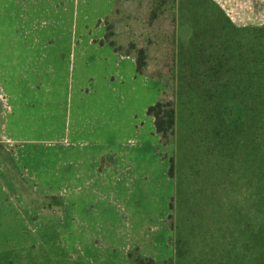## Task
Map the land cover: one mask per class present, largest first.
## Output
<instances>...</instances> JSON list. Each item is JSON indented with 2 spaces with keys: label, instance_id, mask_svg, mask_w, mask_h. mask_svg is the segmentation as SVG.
<instances>
[{
  "label": "rangeland",
  "instance_id": "1",
  "mask_svg": "<svg viewBox=\"0 0 264 264\" xmlns=\"http://www.w3.org/2000/svg\"><path fill=\"white\" fill-rule=\"evenodd\" d=\"M114 2L104 14V0H0V156L13 175L10 184L0 167V238H48L52 247L96 238L107 264H129L135 249L160 264H264V24L237 28L213 0H178L174 20L165 12L149 25L145 3L127 0L111 14ZM107 19L116 45L133 57L143 48L147 62L132 97L139 144L118 147L110 172L103 162L94 168L97 148L85 145L83 131L89 79L98 83L101 70L88 46ZM108 82L114 94L118 83ZM158 100L174 102L169 144L144 110ZM52 162L68 163L65 177ZM31 207L57 215L37 224ZM0 264L83 263L53 258L39 244L0 251Z\"/></svg>",
  "mask_w": 264,
  "mask_h": 264
},
{
  "label": "crops",
  "instance_id": "2",
  "mask_svg": "<svg viewBox=\"0 0 264 264\" xmlns=\"http://www.w3.org/2000/svg\"><path fill=\"white\" fill-rule=\"evenodd\" d=\"M114 1L115 0H104V4H106L107 6L104 14L110 11V8L112 7ZM213 1L218 6V8L222 10V12L227 16L231 24H233L237 28H257L264 24V0ZM237 13H239L238 17L241 18V21L235 22L231 19V17L233 14ZM104 14H101L99 16V19L102 18ZM103 29L104 30H101L99 36H91V42L88 46L92 52H96L98 54L97 62L99 63V67L101 70L98 74V76H100L98 83L96 82V80L91 83V79H89V88L90 90H92L91 92L93 93V98L91 104H88V106H86L84 110L89 115L91 121L90 126L86 127L83 131L88 133L87 136H84L85 145L95 146L97 148L96 154L93 159L94 168H96L97 165L100 166L99 163L102 164L103 162V165H105L103 170L110 172L111 170H115L118 163V156L116 153V151H118V147H122L124 146V144H139V138L137 136L140 128V123L137 119V112L133 109L132 97L137 94V92H133L134 89H138V86L141 84V82L146 81V78L142 77L136 72L135 58L133 56L120 55L114 52L107 43H100L105 35V28ZM75 47H77V45ZM51 48L54 49L55 45H51ZM57 53L52 56V59L55 62L58 56ZM78 56L82 58L85 56V54L78 49ZM72 57L73 60H70V67L72 68V70H74L75 59L77 61V54L75 56L73 52ZM93 76V79H97L95 75ZM109 77H111L112 79H116V83H118L119 86L118 88L115 87V89H112V92L114 94L109 93L108 91V88H111L110 84H108ZM72 79L73 77L71 74L70 82H72ZM5 94L8 95V93ZM18 94L19 93L15 92L14 89V92L9 97L12 99H16L18 98ZM112 96H115V98L117 99L114 103L112 101ZM68 103L71 106V99L69 98V96ZM146 107H144L145 112L147 109ZM110 115L114 117L112 118V124L107 127V125L105 124V120L109 119ZM151 118L153 119V117ZM1 128H8L9 130H13V126H7L6 123H2ZM66 129V134H63L62 131L57 134V137H61V140L57 141V143H59L61 146H67L69 144V129ZM4 140L6 142L15 141L10 139L9 137L4 138ZM65 157L67 158L68 156L65 155ZM10 161L12 162V165H17L14 157H11ZM67 164L68 163H60V166H58V162L51 163V165L57 166L54 170L60 171L62 178L65 177L66 173H68L67 168L69 165ZM72 165L75 166L77 173L81 172L83 167L81 163L76 162ZM0 167L4 171L5 178L10 183L9 179H12L13 175L10 172V166L8 165V163H6L5 158L1 156ZM47 167L48 166H38L35 168V171L44 172L45 170H47ZM50 170L52 171L53 168L51 167ZM31 185H33L34 187H38L37 182H32ZM64 186L62 188H65ZM54 193L55 191L50 190L43 195H52ZM64 207L65 202L63 201V197L61 194L59 216H61V214H64ZM31 209L33 215L30 217V219L34 223L36 221L37 224L42 223L39 221L42 218L53 217L57 215L38 214L36 213V209L32 207ZM18 219L25 220L23 218V215H15V220ZM39 244L44 245L45 248H47L50 252V256H52L53 258L76 260L82 262L83 264H107L103 262L101 258H99V246L96 238H87L86 241L83 242H78V238H63L62 243H57L55 247L51 246V241L48 238H0V251H6L11 248L34 247V245L37 246ZM121 264H128V259L125 261L122 260Z\"/></svg>",
  "mask_w": 264,
  "mask_h": 264
},
{
  "label": "trees",
  "instance_id": "3",
  "mask_svg": "<svg viewBox=\"0 0 264 264\" xmlns=\"http://www.w3.org/2000/svg\"><path fill=\"white\" fill-rule=\"evenodd\" d=\"M127 0H115L114 6L112 9L111 14L117 12V6L124 3ZM145 3V10L148 13V24L152 25L154 20L163 15L165 12L171 14L172 19L174 20L175 13H177L178 9V0H140L139 4ZM229 21V20H228ZM109 19L105 20V35L103 40L100 43H107L114 52L120 55H131L130 50L126 49L123 51L122 46L116 45L115 41L111 39L114 35L112 31V25L110 24ZM174 23V22H173ZM131 49L134 48V44H129ZM175 52L173 48L172 54ZM135 58V65H136V72L140 75H143L144 70L146 68V56L145 50L143 48L137 49ZM174 73L172 72V75ZM148 115L152 116L154 119V126L155 132L159 137V140L163 144H169L173 140L174 135V127H175V120H176V111L174 102L171 100L163 101L158 100L153 105H150L147 108ZM169 175L172 176V166H173V159L172 157L169 159ZM170 205V209H171ZM175 248L178 249V245L176 243ZM129 264H160L156 262L151 257H144L138 254L137 249L129 254ZM161 264H174L172 260L164 261Z\"/></svg>",
  "mask_w": 264,
  "mask_h": 264
}]
</instances>
